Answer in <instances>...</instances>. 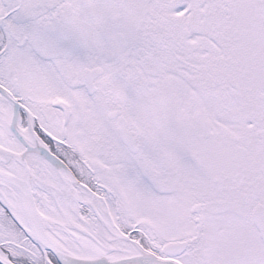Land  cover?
Listing matches in <instances>:
<instances>
[{"label": "snow or ice", "instance_id": "6c2138e0", "mask_svg": "<svg viewBox=\"0 0 264 264\" xmlns=\"http://www.w3.org/2000/svg\"><path fill=\"white\" fill-rule=\"evenodd\" d=\"M0 264H264V0H0Z\"/></svg>", "mask_w": 264, "mask_h": 264}]
</instances>
